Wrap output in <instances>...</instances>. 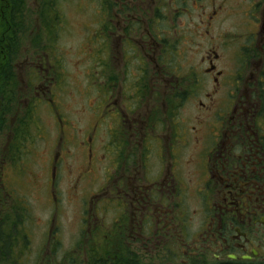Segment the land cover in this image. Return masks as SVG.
Listing matches in <instances>:
<instances>
[{
	"label": "flooded vegetation",
	"instance_id": "obj_1",
	"mask_svg": "<svg viewBox=\"0 0 264 264\" xmlns=\"http://www.w3.org/2000/svg\"><path fill=\"white\" fill-rule=\"evenodd\" d=\"M99 5V112L84 129L57 112L51 171L62 160L100 195L80 210L91 247L58 264H264V0Z\"/></svg>",
	"mask_w": 264,
	"mask_h": 264
},
{
	"label": "rangeland",
	"instance_id": "obj_2",
	"mask_svg": "<svg viewBox=\"0 0 264 264\" xmlns=\"http://www.w3.org/2000/svg\"><path fill=\"white\" fill-rule=\"evenodd\" d=\"M32 10L35 11L34 6ZM61 13L64 16L63 30L59 31L60 36H57V41L64 52L57 47L56 55L50 53L49 64L57 68L65 66V71H62V79L59 81L62 83L52 85V96L60 104L61 114L67 120L69 118L76 128L84 129L92 124L91 117L85 115L90 112V108L99 112L95 109L96 101L98 103V98H95L98 90L95 86L88 85L86 78L93 64L98 67V72L101 71L102 38L99 30L101 19L95 4L90 0L64 3L61 6ZM201 19L202 17L199 22ZM176 22H178L176 26L179 27L186 23L181 16ZM19 63L24 74L25 63L23 61ZM26 82L27 80H22L23 85H26ZM47 88L49 87L44 91L49 98L51 94ZM38 93L42 92L39 90ZM38 108L39 126L44 132H39L41 136L35 145L30 147L29 156L20 164H8L0 175V197L5 201L6 211L13 216L10 207L14 205H20L23 207L21 210H25V221L21 222L16 230L21 235L18 237L19 240L24 236L26 241L28 239L29 250L23 247V243H17L13 250L14 255L5 258L0 254V264H18L17 260L19 264L21 262L22 264H58L59 261L63 262V258L68 259L74 255L76 251L84 250L88 241L86 238L81 241V235L84 233L81 230V205L84 198H88L89 195H100V192H97L101 185L100 181L88 177L78 182L79 171L76 170L75 174L71 175L73 169L67 168L66 165L61 167V159L55 173L53 189L50 187V166L53 163L59 131L53 116L49 113L50 110L47 111L44 104ZM71 123L65 124L66 133L62 138L63 147L60 149V155L67 153L66 158L64 157L65 161H71L70 165L74 168V161L80 157L81 152L74 153L69 149H72V143L69 141V132L73 127ZM7 144L8 132L7 136H0V153L3 148H7ZM3 211V206L0 205V227L4 229L2 222L4 219L1 218ZM13 222L18 225V221ZM11 230H7L6 233L11 234ZM49 233L52 234L50 239L47 237ZM4 248L6 249V246ZM2 249L3 247L0 246V252Z\"/></svg>",
	"mask_w": 264,
	"mask_h": 264
},
{
	"label": "trees",
	"instance_id": "obj_3",
	"mask_svg": "<svg viewBox=\"0 0 264 264\" xmlns=\"http://www.w3.org/2000/svg\"><path fill=\"white\" fill-rule=\"evenodd\" d=\"M66 1L69 0H0V136H7L8 132L7 148H3L0 153V170L6 164H20L38 140L36 118L39 109L32 85L38 77H43L39 72L29 69V87H22V71L16 61L26 57L34 59L40 55L44 60L45 53L50 57V53L55 51L53 46L63 25L60 13L62 3ZM94 1L98 5L101 2ZM33 6L35 11L32 10ZM49 71L54 83L61 80L57 66L50 67ZM4 203L0 197V205L4 210L1 216L4 229L0 227V246L3 249L0 254L8 258V251H13L17 243H23L26 249L28 240L25 236L19 240L21 235L16 230L25 221V210L22 211L20 205L11 206L12 216L6 211ZM14 220L18 221V225ZM7 230H11V234H7Z\"/></svg>",
	"mask_w": 264,
	"mask_h": 264
}]
</instances>
